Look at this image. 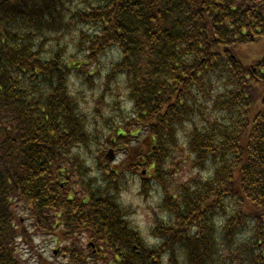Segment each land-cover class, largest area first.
<instances>
[{
    "label": "trees",
    "instance_id": "16d2710c",
    "mask_svg": "<svg viewBox=\"0 0 264 264\" xmlns=\"http://www.w3.org/2000/svg\"><path fill=\"white\" fill-rule=\"evenodd\" d=\"M128 183L161 196L144 233ZM22 246L264 264V0H0V264Z\"/></svg>",
    "mask_w": 264,
    "mask_h": 264
},
{
    "label": "rangeland",
    "instance_id": "374dc122",
    "mask_svg": "<svg viewBox=\"0 0 264 264\" xmlns=\"http://www.w3.org/2000/svg\"><path fill=\"white\" fill-rule=\"evenodd\" d=\"M75 85L79 86V83L77 82V83H75ZM220 85L221 84H218V86H220ZM81 91H82V96H83L84 100H87L86 107L92 109L94 106V100H93L94 94L87 87H84V89ZM118 105L120 106V104H118ZM209 106L210 105H208V107ZM110 113L116 114V113H118V111L116 112V110H115V112L113 111ZM83 154H86L88 156L89 160H91V158L89 156V152L86 151ZM177 160H178V162H180L179 156H178ZM178 167H179L178 168L179 171H178V169H176L174 171V174L171 176L172 180L176 179V183H179V181L181 180V177H184L185 180H187V178L191 174V172L188 170L187 167H185V168L181 167V166H178ZM122 202H123L125 207H127L133 211V215L131 216V219L133 221L139 223V227L141 229L140 231H142L144 233L145 232L144 227L148 226L150 223L152 208L156 209L158 206H160L159 204L161 203V196L160 195H154L152 197L145 198L140 193V190H138L137 186H131L129 184V188L123 192ZM157 211H158V209H157ZM85 243H86V240H85ZM85 243H84V245H86ZM43 245L45 246V254L48 257V259L55 262V260H57V259H54L51 256L52 244L50 243V240L49 239H43V241H42L40 239H35V242H34L35 250L40 251L42 249ZM21 253H22L21 254L22 258L27 260V264H37L34 261L35 258L32 256V249L29 246L28 247L22 246Z\"/></svg>",
    "mask_w": 264,
    "mask_h": 264
},
{
    "label": "flooded vegetation",
    "instance_id": "af4514ba",
    "mask_svg": "<svg viewBox=\"0 0 264 264\" xmlns=\"http://www.w3.org/2000/svg\"><path fill=\"white\" fill-rule=\"evenodd\" d=\"M93 245H94V244L91 242V243H90V246L92 247ZM92 248H93V247H92ZM94 250H95V249H94Z\"/></svg>",
    "mask_w": 264,
    "mask_h": 264
},
{
    "label": "water",
    "instance_id": "95a60500",
    "mask_svg": "<svg viewBox=\"0 0 264 264\" xmlns=\"http://www.w3.org/2000/svg\"><path fill=\"white\" fill-rule=\"evenodd\" d=\"M110 156H112V155H110Z\"/></svg>",
    "mask_w": 264,
    "mask_h": 264
}]
</instances>
